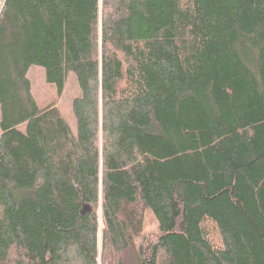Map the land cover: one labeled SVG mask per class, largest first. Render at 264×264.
Instances as JSON below:
<instances>
[{
    "label": "trees",
    "instance_id": "obj_1",
    "mask_svg": "<svg viewBox=\"0 0 264 264\" xmlns=\"http://www.w3.org/2000/svg\"><path fill=\"white\" fill-rule=\"evenodd\" d=\"M0 264H264V0H0Z\"/></svg>",
    "mask_w": 264,
    "mask_h": 264
},
{
    "label": "rangeland",
    "instance_id": "obj_2",
    "mask_svg": "<svg viewBox=\"0 0 264 264\" xmlns=\"http://www.w3.org/2000/svg\"><path fill=\"white\" fill-rule=\"evenodd\" d=\"M28 78L31 84L32 94L39 108L49 104L58 107L70 127L75 129V118L72 114L71 105L74 97L80 95L79 86L73 75H69L63 93L58 96L56 88L45 80L44 70L40 66H31L28 71ZM143 237L149 242L156 239L158 235L157 222L150 211H143ZM129 262V259H125Z\"/></svg>",
    "mask_w": 264,
    "mask_h": 264
},
{
    "label": "water",
    "instance_id": "obj_3",
    "mask_svg": "<svg viewBox=\"0 0 264 264\" xmlns=\"http://www.w3.org/2000/svg\"><path fill=\"white\" fill-rule=\"evenodd\" d=\"M87 212H90V209H89V207L84 206L83 210L81 211V214H84V213H87Z\"/></svg>",
    "mask_w": 264,
    "mask_h": 264
}]
</instances>
